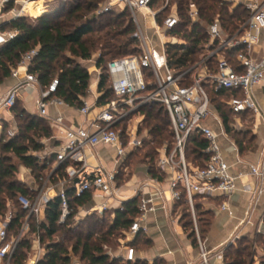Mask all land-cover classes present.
<instances>
[{"label": "built area", "instance_id": "built-area-1", "mask_svg": "<svg viewBox=\"0 0 264 264\" xmlns=\"http://www.w3.org/2000/svg\"><path fill=\"white\" fill-rule=\"evenodd\" d=\"M9 1L2 0V8ZM33 1H44L45 6L68 0H16L15 7L5 12L4 16L10 22L31 15L25 7L28 2ZM152 2L153 0H107L99 6L97 14L114 10L118 5H122L123 9H129L136 27L134 36L139 52L112 59L100 67L96 64L99 55L95 61L93 58L87 60L94 61L95 70L88 91L93 99L87 98L88 95L82 97L83 106L78 109L85 116L93 115L88 127L66 126L63 116L55 118L50 116L48 112L50 106L66 104L56 96L60 85L59 78H53L49 85L43 87L39 78L28 72L30 64L38 55V47L26 52L18 67L13 69V77L18 76L21 69H25L26 79L0 97V108L12 109L19 97V90L24 85L40 87V96L36 101L39 115L63 129L65 141L55 152L54 165L56 169L63 163L68 164L66 168L68 178L57 185L59 190L55 195L61 199L60 223H65L72 212L67 193L68 186H74L76 195L92 192L93 201L97 197L103 200L99 203L92 201L89 206L80 209L75 216L76 222L92 213L103 216L107 210L114 209L113 203L117 204L115 209H122L125 200L139 196V216L126 232L129 241L141 231L146 233V227L142 226V222L149 213L157 211L159 203L161 209L166 211L169 199L175 205L183 198L189 205L192 217L193 226L190 232H187L180 222L181 213L174 211L171 218L183 231L194 234L192 240L198 251V260H189L186 264H212V260L218 264H227L224 257L225 249L236 244L240 238L239 234L212 252L201 235L196 211L198 198L203 201L222 198L224 200L221 208L226 209L228 200L239 190L242 176L231 172V167L223 156L219 139L229 137V134L221 114L214 110L216 106L212 102L211 92L217 94L222 91L228 94V97L221 100L234 117L250 112L264 119V112L255 97V88L264 84V51L259 53L257 50L264 32V0L241 2L249 15L239 31L231 36L223 32L218 20L209 25L207 30L210 40L199 60L182 72L175 71L171 66L167 52L169 43L179 42L176 37L170 35V32L181 23L179 6L172 0H164L158 7H154ZM189 15L193 22L202 23L199 9L193 1L189 3ZM161 17L162 22L159 20ZM17 34L15 30L0 29V44ZM229 51H236L235 64L226 56ZM213 58H218L216 72L209 69V62ZM102 75L107 78L113 98L99 105L98 100L102 93L98 91V83ZM150 103H160L164 106L173 132L172 147L166 144L159 149L156 164L169 181L170 198L159 187L162 181L153 177L140 185L136 184L132 197H128L123 190L128 181L122 185L118 184V174L126 157L144 144L145 137L140 135L138 128L143 118L139 111ZM210 118L217 122L218 131L207 124ZM230 126L236 128L233 123ZM196 138L207 141V146L202 152L207 156L203 167L190 164L186 157L189 143ZM232 141L238 151L235 140ZM101 145L114 149L116 169L107 171L101 167L94 172H86L89 166L86 150H93ZM55 169L41 180V185L34 191V195L19 196L18 201L28 214L17 237L11 239L8 237V225L14 218L13 214L6 215L5 220L0 219V260L3 264H16L13 260L17 256L25 231L29 230L30 218L34 216L40 222V215L50 201L47 192L55 188L50 184V177ZM250 173L257 179L263 178V168L260 165H250ZM246 191L251 195L253 211L264 194L263 182L261 181L254 189L246 187ZM249 218L250 216L246 222H249ZM129 241L120 248V251H111L108 246H105V249L113 258L134 262L138 259L137 250L128 243ZM35 243L37 247H33L28 264H37L44 257L45 246L40 231L36 233ZM254 264L260 262L256 260Z\"/></svg>", "mask_w": 264, "mask_h": 264}, {"label": "trees", "instance_id": "trees-1", "mask_svg": "<svg viewBox=\"0 0 264 264\" xmlns=\"http://www.w3.org/2000/svg\"><path fill=\"white\" fill-rule=\"evenodd\" d=\"M106 1L56 2L55 7L37 16L33 21L24 16L2 24L1 30H15L18 34L0 44V85L12 76V71L18 67L22 56L38 47V55L30 64L28 72L35 74L43 87L49 85L53 78H59L60 85L56 96L67 105L81 108L83 106L81 98L88 95L92 80V74L84 61L90 60L94 51H100L96 62L97 67L106 65L112 59L139 52L137 39L134 36L136 27L129 9L121 11L114 9L97 14L99 6ZM163 1L153 0L152 5L158 7ZM172 1L179 6L181 23L170 32V35L176 37L179 42L169 43L167 52L169 62L177 72L190 68L199 60L210 40L207 30L209 25L218 20L223 32L231 36L239 31L249 15L245 5L243 3L236 5L234 0ZM190 1L196 3L202 23L193 22L190 18ZM15 5L16 0H10L3 11L8 12ZM159 20L162 22V17ZM226 56L235 64L236 51H229ZM217 68L218 58H213L209 62V69L211 72H216ZM98 91L102 93L98 100L99 105L113 98L104 75L98 83ZM211 96L212 102L217 104L228 134L240 147L246 141L250 144L253 138H248L249 132L233 131L230 126L233 115L221 100L223 97H228V94L222 91L217 94L211 92ZM12 110L23 132L21 136L5 139L4 128L0 136L1 152L12 154V156H0V212L7 208L8 203H11L15 210V217L8 225L9 239L19 235L28 214L19 203V196L35 194L17 177L18 164L13 161V158L30 169L39 182L53 171V164L56 161V154H51L42 162L37 156L45 148L41 140L53 136L49 121L39 114L29 113L18 99ZM139 114L144 117V124L152 138L151 142L145 141V146L148 147L146 157L150 164L149 174L159 181H164L165 174L156 166V160L159 149L166 144L172 147L173 132L168 113L162 104L150 103L143 106ZM206 146L207 141L203 138L192 140L186 152L187 161L192 165L203 167L207 156L202 152ZM133 154H129L122 164L118 174L119 185L130 179L129 173L125 172L128 170V161ZM67 165L63 163L54 170L50 177L51 184L58 185L67 180ZM67 193L72 212L65 223L59 222L62 212L59 197L47 202L40 222L34 216L29 220L27 235H35L37 231L44 234L42 243L45 246V254L37 264H72V253L79 257L81 264H150L139 258L134 262H124L121 258L111 257L105 249V246L115 243L114 238L125 237L126 232L138 218L139 196L125 200L122 209L107 210L103 216L92 213L76 222L75 216L80 209L92 203L93 194L86 192L76 195L74 186H68ZM203 203V200L197 199L196 211L200 232L205 239L212 222V211L203 209ZM178 208L181 209L182 214L180 222L185 230L190 232L193 223L189 205L185 199L182 198L176 202L175 209ZM144 236L141 231L128 243L137 250L139 241H142ZM189 236L192 238L194 234L190 233ZM27 242L30 244V240L24 236L17 256L13 260L14 263H25L30 248V245L24 247ZM258 248L264 250V235L258 234L254 239L241 237L236 241V245L226 247L224 257L227 264H254ZM153 264H163V262L156 260ZM260 264H264V258Z\"/></svg>", "mask_w": 264, "mask_h": 264}, {"label": "crops", "instance_id": "crops-1", "mask_svg": "<svg viewBox=\"0 0 264 264\" xmlns=\"http://www.w3.org/2000/svg\"><path fill=\"white\" fill-rule=\"evenodd\" d=\"M1 2L2 0H0V26L8 23V20L4 16L5 12L3 11ZM51 9L52 7L47 6L45 10L49 11ZM115 9L121 11L123 10V6L118 5ZM257 50L259 53L264 51V32L262 33L260 47H258ZM25 79V69H21L18 76H11L6 79L4 83L0 85V97L4 96L13 87L25 82ZM94 87L95 86H93V88ZM40 92V87H29L24 85L19 90L18 101L29 113L39 114L36 101L40 96ZM255 97L264 112V84L255 88ZM92 99L91 95V100ZM213 104L215 106L217 105L216 103ZM214 110L216 113H220L217 106ZM48 112L52 118L59 115L63 116L65 125L71 127H88L93 117V115L85 116L77 107L67 104L62 106L52 105L49 107ZM15 120H17L16 115L12 109L0 108V136L5 128L4 124L6 125V123L12 122L14 125ZM232 123L236 125L235 129L232 127L233 131L249 132L250 135L248 138L251 137L253 140L250 144L248 141L243 142L241 147L235 142L238 146L237 151L232 141L233 137L230 134L228 135L229 137H220L219 139L223 156L230 165L231 172L235 175L241 174L242 176L239 181V190L228 200L226 209L221 208V204L224 200L222 198L205 200L203 203V209L212 211V222L205 238L206 245L212 252L218 250L223 244L227 243L237 234H239L240 238L247 237L250 239H254L258 234L264 235V194L258 206L251 211V195L246 191V187L254 189L261 181L264 185V119L249 112L240 114L237 117L233 116ZM49 124L51 125L53 136L51 138H43L41 141L45 145L44 150L37 154L41 162L51 154H55L56 150L65 141L63 129L59 125L52 124L51 121H49ZM207 124L214 130H219V126L214 118H210ZM85 154L89 164L86 169L88 173L94 172L101 167H104L107 171L116 169L117 164L114 159V149L110 146L101 145L93 150L87 149ZM54 165L55 163L53 164V169H55ZM250 165H260L261 168H263L262 180L257 179L250 173ZM24 169L23 176L20 180L32 191H35L41 185V182L35 179L30 169L25 166ZM150 177L148 168H138L130 179L127 180L129 183H127L128 185L124 187L123 190L127 193L128 197H132L134 186L147 182ZM125 178H127V176ZM54 187L53 190L47 192L49 200L54 198L59 190L57 185H54ZM159 187L164 190L166 196L170 198L168 179L165 178ZM101 201H103L102 198L97 197L93 202L99 203ZM166 205L167 210L164 211L160 207L161 203H159L157 211L149 213L147 218L142 222V226L146 227V233L143 232L145 238L139 241V246L142 247L141 249H137L138 258L150 264H153L156 260H161L163 264H186L189 260L197 261L198 251L195 242L190 238L189 233L185 230L183 231L172 221V213H174V211L178 212L179 210L175 209V205L170 199ZM116 206V203L112 204V208L115 209ZM6 210L7 216L13 214V217H15V210L11 203H8ZM43 216L42 213L40 215V220ZM249 216V222H246ZM27 232L28 230L25 231L24 236H27L30 240L29 245L30 248L33 249V247H37L35 243L36 234L30 236L27 235ZM28 255H30L29 252ZM28 255L24 264H28ZM262 258H264V250L258 248L255 261L261 262ZM0 264H3L1 260ZM76 264L81 263L77 262ZM212 264L218 263L212 260Z\"/></svg>", "mask_w": 264, "mask_h": 264}, {"label": "rangeland", "instance_id": "rangeland-1", "mask_svg": "<svg viewBox=\"0 0 264 264\" xmlns=\"http://www.w3.org/2000/svg\"><path fill=\"white\" fill-rule=\"evenodd\" d=\"M235 1V4L238 5L239 3H241L243 0H234ZM173 2V1H172ZM47 6H50V7H55L56 6V3H49L47 5L44 6V1H35L34 3H30V10L28 11V13H30L31 15H28V19L30 21H33L38 15H41L42 13H44L46 10V7ZM100 51L99 50H96L93 52V55H92V58L96 59L97 55H99ZM94 61L93 62H89V61H84V64L86 66H88V69L89 71L91 72V74L93 75L94 74ZM94 82V81H92ZM89 99H91V93L88 94V97ZM134 123V121H133ZM4 127H5V132H4V138L5 139H9V138H12V137H16V136H21L23 130H21V128L19 127L18 125V121L15 120V123L13 125L12 122L10 123H6V125L4 124ZM139 133L140 135L143 137H145V140H144V144L142 147L136 149L133 153V156L131 157V159L128 161L129 162V165H128V170H126V172L123 170V172H125L126 174L129 173V177L130 178L132 176V174H134L135 170L136 169H142V168H148V166L150 165L149 162H148V158L146 157V153L148 151V147L145 146V141H149L151 142L152 141V138L151 136H149L148 134V130L146 128V125L144 124V117L140 120V123H139ZM148 135V136H146ZM126 140V139H125ZM42 141V140H41ZM159 147V146H157ZM6 155H10L12 156L11 153H2L1 150H0V156H6ZM13 161L14 162H17L18 164V174H17V177L19 179H21V177L23 176V173H24V165H22L18 160H16V158H13ZM157 161V160H156ZM128 171V172H127ZM126 177V176H125ZM126 178V179H128ZM13 207V206H12ZM177 210H179L178 212L181 211L180 208H178ZM111 211V210H110ZM6 213H7V210H1L0 212V219L1 220H5L6 218ZM111 213V212H109ZM111 215V214H110ZM107 217H109V215H107ZM31 236V235H30ZM44 238V234H42V239ZM115 240V243H113V245L111 246H108L109 249L111 251H120V248L123 247V245L129 241V239L127 238V236L125 235V237H118V238H114ZM23 241V239H22ZM21 241V242H22ZM236 245V244H235ZM25 246H29V243L27 242L26 244H24V247ZM142 246H139V248L141 249ZM33 250L31 248H29V253H32ZM33 254V253H32ZM28 257H30V255H28ZM71 259H72V264H76L77 262H80V259L79 257H77L76 255H74V253L71 254Z\"/></svg>", "mask_w": 264, "mask_h": 264}, {"label": "bare ground", "instance_id": "bare-ground-1", "mask_svg": "<svg viewBox=\"0 0 264 264\" xmlns=\"http://www.w3.org/2000/svg\"><path fill=\"white\" fill-rule=\"evenodd\" d=\"M34 2H35V1H33V2H28V4H27L26 7H25L26 11H29V10H30L29 4H30V3H34Z\"/></svg>", "mask_w": 264, "mask_h": 264}]
</instances>
